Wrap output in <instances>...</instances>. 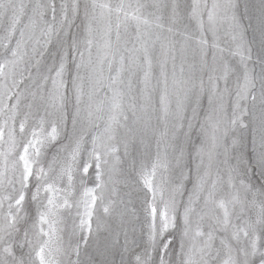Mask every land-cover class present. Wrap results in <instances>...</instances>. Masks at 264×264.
I'll use <instances>...</instances> for the list:
<instances>
[{
	"label": "snow or ice",
	"instance_id": "snow-or-ice-1",
	"mask_svg": "<svg viewBox=\"0 0 264 264\" xmlns=\"http://www.w3.org/2000/svg\"><path fill=\"white\" fill-rule=\"evenodd\" d=\"M0 264H264V0H0Z\"/></svg>",
	"mask_w": 264,
	"mask_h": 264
}]
</instances>
